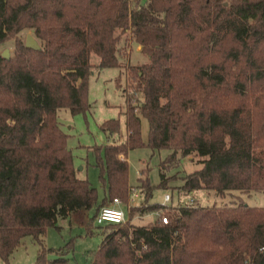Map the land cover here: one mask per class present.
<instances>
[{
    "label": "trees",
    "instance_id": "1",
    "mask_svg": "<svg viewBox=\"0 0 264 264\" xmlns=\"http://www.w3.org/2000/svg\"><path fill=\"white\" fill-rule=\"evenodd\" d=\"M25 31L38 49L25 46ZM126 33L147 57L127 68L142 100L127 97L126 142L93 148L104 187L98 203L77 175L57 112L86 113L90 57L99 68L119 67ZM10 40L12 55L0 51V259L31 237L40 246L34 264H66L68 245H43L47 228L93 208L95 223L113 198L128 202L127 154L145 146L140 117L146 145L172 152L162 170L179 156L204 157L183 178L186 194L264 193V0H0V46ZM101 129L116 136L119 121ZM138 184L145 203L128 221L166 210L147 204V178ZM97 227L104 239L91 264H264V207L178 206L147 225Z\"/></svg>",
    "mask_w": 264,
    "mask_h": 264
},
{
    "label": "rangeland",
    "instance_id": "2",
    "mask_svg": "<svg viewBox=\"0 0 264 264\" xmlns=\"http://www.w3.org/2000/svg\"><path fill=\"white\" fill-rule=\"evenodd\" d=\"M33 36L31 31H25L21 35L22 41L27 36ZM125 47V50H123ZM119 67L99 68V57L92 54L90 64L91 75L88 81L87 101L89 108L85 114L72 115L69 110L61 109L57 112V119L61 130L68 135L67 148L73 156V163L80 179H87L92 187L97 190L98 203L104 197V187L100 176V168L97 165L98 154L93 148L117 141L126 142L127 130L125 126L128 98L133 97L136 104L142 100L141 93L135 94L131 86L132 82L127 77L128 66L141 65L147 61L146 55L138 49V45L132 41L129 33L121 37L119 44ZM8 51L9 57L14 51V41H7L0 46V51ZM133 87V86H132ZM118 120L120 132L111 137L104 133L101 125L109 120ZM140 136L145 144L143 148L130 150L127 154L128 184L139 191V198H129L128 205L137 207L144 202L146 189H138V178H147L151 186V195L148 198L149 205H163L166 210L188 203L201 206H232L244 203L252 207H264V193L250 192L249 194L231 191L219 195L214 191L199 190L193 194H186L182 190L183 178L201 168L200 162L204 157L192 153L188 157L181 158L178 163L171 164L169 168L162 170V164L172 153L169 150H151L146 144L149 139V126L144 117H140ZM100 156L103 151L100 150ZM176 165V166H175ZM175 166V167H174ZM141 171H145L141 175ZM161 173L166 178V188L159 187ZM171 196V200L163 203L164 195ZM120 199V198H119ZM123 201L122 199H120ZM124 202V201H123ZM145 203V202H144ZM145 205V204H144ZM164 210V211H166ZM131 210L129 209V212ZM160 209L135 215L131 224L147 225L164 212ZM95 209L81 210L72 213L69 218L59 219L56 227H49L43 237V245L46 248L66 247V264H91L92 255L104 239L101 229L93 223ZM125 223V225L129 222ZM122 225V226H125ZM119 226V227H122ZM90 231V233H89ZM39 244L31 237H26L21 245L8 257L7 261L0 259V264H34L39 250Z\"/></svg>",
    "mask_w": 264,
    "mask_h": 264
},
{
    "label": "built area",
    "instance_id": "3",
    "mask_svg": "<svg viewBox=\"0 0 264 264\" xmlns=\"http://www.w3.org/2000/svg\"><path fill=\"white\" fill-rule=\"evenodd\" d=\"M128 198H139V191L136 188L130 187L128 191ZM171 200V196L168 194L164 195L163 203H167ZM192 199L181 206H189L192 205ZM127 203H124L119 198H113L111 201H109L107 204L102 206L95 217V224L97 226H104L108 224H114L118 226L124 225L128 220V213L129 209H131ZM161 221L163 224L167 223V218L162 217Z\"/></svg>",
    "mask_w": 264,
    "mask_h": 264
},
{
    "label": "water",
    "instance_id": "4",
    "mask_svg": "<svg viewBox=\"0 0 264 264\" xmlns=\"http://www.w3.org/2000/svg\"><path fill=\"white\" fill-rule=\"evenodd\" d=\"M25 46L27 48H32V49H38L39 48V44H38L37 40L33 36H30V35L27 36L25 39ZM2 57L5 59L9 58L7 50L2 52Z\"/></svg>",
    "mask_w": 264,
    "mask_h": 264
},
{
    "label": "crops",
    "instance_id": "5",
    "mask_svg": "<svg viewBox=\"0 0 264 264\" xmlns=\"http://www.w3.org/2000/svg\"><path fill=\"white\" fill-rule=\"evenodd\" d=\"M138 49L140 50V47L138 46ZM193 194V193H192ZM81 211V210H80ZM78 212V211H77Z\"/></svg>",
    "mask_w": 264,
    "mask_h": 264
}]
</instances>
